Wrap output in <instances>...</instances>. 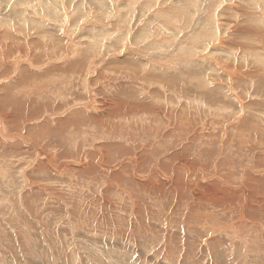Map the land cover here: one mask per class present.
<instances>
[{"label":"rangeland","instance_id":"rangeland-1","mask_svg":"<svg viewBox=\"0 0 264 264\" xmlns=\"http://www.w3.org/2000/svg\"><path fill=\"white\" fill-rule=\"evenodd\" d=\"M181 1L0 0V264H264V0Z\"/></svg>","mask_w":264,"mask_h":264},{"label":"bare ground","instance_id":"bare-ground-1","mask_svg":"<svg viewBox=\"0 0 264 264\" xmlns=\"http://www.w3.org/2000/svg\"><path fill=\"white\" fill-rule=\"evenodd\" d=\"M118 1V0H117ZM180 2H182L181 0H180ZM186 2V1H185ZM183 11V10H182ZM207 12V11H206ZM225 13V12H224ZM118 15V14H117ZM116 15V16H117ZM157 16V15H156ZM115 19V18H114ZM155 21V20H154ZM129 24V23H128ZM160 24V23H159ZM164 24V23H163ZM161 29V28H160ZM161 33V32H160ZM159 33V34H160ZM149 34V33H148ZM2 38V37H1ZM138 38V37H137ZM160 38V37H159ZM172 38V37H171ZM166 38H164V40H165ZM188 40H189V38H188ZM128 46V45H127ZM129 46H131V45H129ZM178 46V45H177ZM135 47V46H134ZM135 50V49H134ZM127 52V51H126ZM134 52V51H133ZM135 52H137V50L135 51ZM129 54V53H128ZM125 56V55H124ZM2 59V58H1ZM110 60V59H109ZM6 63V62H5ZM242 68V67H241ZM240 68V69H241ZM254 68V67H253ZM254 71V70H253ZM256 71V70H255ZM84 78V77H83ZM23 80V79H22ZM264 87V86H263ZM209 101V100H208ZM102 103V102H101ZM122 104V103H121ZM121 104H120V106H121ZM157 106V105H156ZM144 107H146V106H144ZM154 107V106H153ZM128 108V107H127ZM115 109V108H114ZM153 109V108H152ZM155 109V108H154ZM178 109V108H177ZM213 109V108H212ZM61 110V109H60ZM117 110V109H116ZM63 111V110H62ZM156 111V110H155ZM115 112V111H114ZM186 116V115H185ZM104 121V120H103ZM36 126V125H35ZM120 127H122V126H120ZM165 138V137H164ZM141 146V145H140ZM57 150V149H56ZM33 151V150H32ZM38 165V164H37ZM135 165V164H134ZM140 165V164H139ZM41 166V165H40ZM44 166V165H43ZM125 166V165H124ZM148 170V169H147ZM162 178V177H161ZM140 190V189H139ZM217 202V201H216ZM198 224V223H197Z\"/></svg>","mask_w":264,"mask_h":264}]
</instances>
